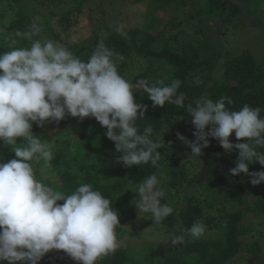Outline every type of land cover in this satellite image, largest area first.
I'll use <instances>...</instances> for the list:
<instances>
[{
  "label": "trees",
  "instance_id": "trees-1",
  "mask_svg": "<svg viewBox=\"0 0 264 264\" xmlns=\"http://www.w3.org/2000/svg\"><path fill=\"white\" fill-rule=\"evenodd\" d=\"M6 1L8 5H12L18 0ZM103 1L100 0V3ZM243 1L245 0H149L147 22L142 28H131L125 35L107 28L103 34L104 38L101 40L114 51V63L120 74L126 70L129 59L137 58V64L144 65L141 69L144 71L134 76V85L141 79H146L149 83L156 80L170 83L174 79L182 82L178 92L186 95L183 109L167 103L164 107L153 108V102L147 98L146 92L133 89L134 92L137 91L134 94L136 101L147 105L145 116L137 120L140 130L143 131L150 124L154 129L152 138L164 145L158 149L162 152L158 167H153L150 162L132 167L117 162L121 153L116 151L115 143L105 135V127L93 133L98 138L92 143L83 129L85 120L82 123L77 117L68 116L59 124L53 121L46 128L33 122V132L40 135L42 141L49 142L52 148L53 159L48 164L60 181L43 178L37 170L36 178L65 194H70L80 184L90 183L93 189L110 197L112 207L120 213L121 224L115 229L118 240L126 233L124 225L138 214L132 203L137 197L133 190L151 175H156L165 189L166 195L162 203H170L173 207L172 215L162 222L168 229L188 228L197 220L206 229H219V235L215 237L186 240L184 244L176 246L167 245L162 255H155V250L132 253L129 248L119 245L115 253L100 259L97 264H232L236 260L246 264L248 258L245 257L258 256L263 250L261 239H254L246 244L245 238L249 232L254 236L259 230L262 231L261 224L264 228V182L253 185L251 178L245 174L230 176L229 170L235 167L239 153L226 152L215 138L209 137V146L202 150L201 156H195L191 154L190 146L177 137V133H181L188 140L195 141L193 117L186 107L190 103L195 107V99L202 96L213 101L228 96L233 103L226 106L233 110L240 109L244 104L264 109V61L258 60L248 46H243L234 56H230L231 49L228 46H221L223 40L228 41L229 31L237 33L239 26L249 18L250 21H257L252 16L253 12L250 11L252 17L243 14L246 12ZM246 1L253 2L255 9L261 8L257 5L258 0ZM97 2L99 0H72V8L64 11L65 14L60 16V20L71 21L76 30L81 24L79 16L86 11L90 12ZM53 3L59 6L67 1L49 0V4ZM188 4L192 11L190 21L196 17V21L191 22L192 34L187 41H179L177 46L170 45L165 36L170 20H162L166 24L162 30L158 26L157 16L165 17L166 11H175L187 7ZM251 8L252 6L249 9ZM4 17L5 13L0 11L1 24ZM236 17L240 19H235ZM34 21L40 26L45 22L31 18L24 5H20L10 20L7 31H0V51H7L11 41L18 39L11 34V30L27 31ZM180 23L178 21L179 25ZM171 26L176 25L171 23ZM48 28L52 29L50 23ZM89 34L90 30L86 32L84 39L74 40L65 47L86 61L94 50ZM184 34L185 29H178L170 38L178 40ZM52 35L58 42H65L67 38L62 31L52 32ZM16 46L29 47L30 41L20 40ZM222 56H226L224 61ZM197 78L201 81L199 85L195 84ZM261 115L264 116V112ZM230 139L233 143L241 142L236 140L234 133ZM24 143L26 142L18 141V146H23ZM0 151V159L7 161L15 158L10 146L0 144ZM186 154L190 155L192 161L202 162L199 171L191 172L184 159ZM262 169L264 166L259 163L249 165L250 172ZM215 211L220 212L219 217L215 215ZM246 212L259 216L258 224H243ZM224 219L226 222H223ZM0 264L8 262L3 261ZM39 264L78 262L62 250H53Z\"/></svg>",
  "mask_w": 264,
  "mask_h": 264
},
{
  "label": "clouds",
  "instance_id": "clouds-1",
  "mask_svg": "<svg viewBox=\"0 0 264 264\" xmlns=\"http://www.w3.org/2000/svg\"><path fill=\"white\" fill-rule=\"evenodd\" d=\"M124 28L119 24L115 30L125 35ZM40 32L34 21L27 31L15 33L18 39L11 41L7 51H0V141L15 153L13 159H0V262L39 264L49 252L62 250L78 264H97L119 247L115 229L121 224L120 213L112 207L111 198L90 183L65 194L36 178L34 162L43 160L47 165L53 151L33 132V122L46 128L68 116L81 121L94 117L121 153L117 162L126 167L150 162L158 167L162 153L158 149L164 145L152 138L150 124L140 130L137 120L143 119L147 105L138 103L134 94L146 92L153 108L167 103L182 109L186 95L178 92L179 79L130 83L118 72L115 53L103 40L85 61L58 42L33 39ZM23 39L30 41L29 47L16 46ZM200 83L197 78L195 84ZM232 103L228 96L216 101L207 96L195 99V107L190 103L186 110L193 117L196 139L190 141L181 133L177 137L195 156L209 146V137L228 153L238 151L229 175L245 174L251 184L259 185L264 182V169L250 172L249 165L264 166V109L248 104L238 110L226 106ZM233 133L241 142H232ZM18 141L26 143L18 146ZM133 191L138 218L152 219L158 225L172 215L171 204L162 203L166 193L156 175L143 179ZM205 233L206 226L197 220L172 235L168 243L184 244Z\"/></svg>",
  "mask_w": 264,
  "mask_h": 264
},
{
  "label": "rangeland",
  "instance_id": "rangeland-1",
  "mask_svg": "<svg viewBox=\"0 0 264 264\" xmlns=\"http://www.w3.org/2000/svg\"><path fill=\"white\" fill-rule=\"evenodd\" d=\"M65 1H67L66 4L57 6L55 3L49 4V0H18L14 1L12 5H8V1L2 0L0 1V11L5 13V17L2 20V24L0 23V31H7L9 22L16 14L18 7L20 5H24V7L26 8V12L31 16V18L33 17L35 20H39L42 22L45 21L43 22V25L40 26L41 32L38 35L33 36L34 39L48 38L50 40L58 42L54 39L52 32L62 31L63 34L67 36V38L65 42L58 43L62 46H66L74 40L77 41L84 39L85 36L88 35H86V32L90 30L89 36L92 37L91 43L95 47L99 44L101 38H104L103 34L106 33L107 28L116 32V26L119 24H124V32L126 33L131 28H142L147 22L148 18L149 0L131 2L130 0H104L102 3H100L99 0V2L94 4V7L90 12L86 11V13L79 16L81 24L80 26H77L75 30V27L73 26L71 21L60 20V16H63L65 14L63 12L68 8H72V3H70L72 0ZM243 4L244 10L246 11L243 14L251 16L250 11L253 12L252 16L253 18L257 19L258 22L254 19H251L250 21L249 18L246 22L239 26L237 33L229 31L228 41L223 40L221 46H228L231 49L230 56L238 54L243 46H248L252 54L258 60L264 61V0H258L257 5L261 7L259 9H255L253 7V2H247L245 0L243 1ZM251 6L252 8L249 9ZM53 8L55 10L54 12ZM191 12V8L188 4L187 7L185 6L184 8L176 9L175 11H166V13L164 14L165 17L160 15L157 16V20H159L158 26L162 30L166 25L163 21L167 19L170 20V25L171 23H174L176 25L171 27L169 25L165 31V36L170 45L177 46L179 45V41H187L188 37L192 34L191 22H193L194 20L196 21V17L194 18V20L192 19V21H190ZM193 14L195 15V13ZM235 19L240 18L236 17ZM260 20H262L263 22L260 23ZM178 21L181 22L180 25L178 24ZM48 22L52 25V29L48 28ZM178 29H185V34L178 37V40L170 38L171 35L177 33ZM15 33V30H11L12 35H15ZM97 33L99 34L97 35ZM186 35L188 36L186 37ZM222 57V60L224 61L226 56ZM136 61L137 58L129 59L126 70H124V72H122L121 74L132 84L134 76L137 73L144 71L141 70L144 65H138ZM162 71L165 72V70ZM217 71H219V68ZM90 118L91 117L84 119L85 125L83 126V129L87 132V139L90 142L94 143L98 136L93 135V133H95V131L102 126L99 122L96 121L94 117L90 122H88ZM83 121L81 122L83 123ZM47 143L49 144V142ZM0 144H3V142L0 141ZM184 159L186 160V164L190 167L192 173L201 169L202 162H200L199 160L192 161L189 154H186L184 156ZM187 160H189V162H187ZM33 167L41 174L43 178H53L56 182L60 181V178L52 170L51 165H46L43 160L34 162ZM215 215L219 217L220 212L215 211ZM259 221V216H254L251 212H246L243 224L248 222H254L255 224H258ZM223 222H226V219H224ZM262 226L263 224H261L262 231L259 230V233L257 232L256 234H254V236H252V233L249 232L247 234V237L245 238L246 244H248L249 241H253L254 239L257 240L258 238L261 239V242L263 244V250L261 251L260 255L245 257L248 258L246 264H264V228ZM124 228L126 229V233L118 240L120 246L127 247V249L129 248L132 253L140 252V250L143 253L149 252L148 250H155V255L164 254L165 246L171 245V243H168V241L170 240L172 235L182 230V227L179 229L175 228L173 230H170L164 223L153 225V221H151V219L138 218V214L135 218L129 220L124 225ZM216 235H219V229L216 227H212L206 229V233L203 238L215 237ZM243 256L246 255L243 254ZM232 264L242 263L236 260Z\"/></svg>",
  "mask_w": 264,
  "mask_h": 264
}]
</instances>
